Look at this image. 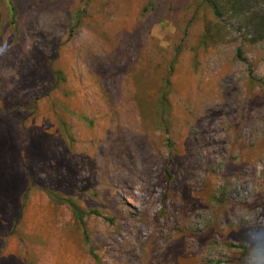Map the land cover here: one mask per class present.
<instances>
[{
  "label": "rangeland",
  "instance_id": "1",
  "mask_svg": "<svg viewBox=\"0 0 264 264\" xmlns=\"http://www.w3.org/2000/svg\"><path fill=\"white\" fill-rule=\"evenodd\" d=\"M12 1L15 27L0 0V264L264 256V0L219 23L192 0Z\"/></svg>",
  "mask_w": 264,
  "mask_h": 264
},
{
  "label": "trees",
  "instance_id": "2",
  "mask_svg": "<svg viewBox=\"0 0 264 264\" xmlns=\"http://www.w3.org/2000/svg\"><path fill=\"white\" fill-rule=\"evenodd\" d=\"M4 1L6 2V6L8 8V12L10 14L9 24L15 27L17 11L15 9L14 3L12 0H4ZM251 2H252V0H192L193 5L205 4L206 6H208L211 9V11H212L213 15L215 16L218 23L223 21L224 15H227V14H229L230 16L241 15L242 13H244L246 10H248L251 7V4H250ZM76 17L78 18V15H76ZM207 33H208V30H206L204 35H203L204 40H206V38H207ZM178 51H179V49L177 47L174 50L173 57L168 64L167 73L165 75H161L162 77L160 78L162 90H161L160 97L158 99L159 103L157 104V108H156V111H157L159 118L160 117L163 118L162 114L164 113V109H166V107L169 104L168 95H170V91H171V88H170V86H171V75L174 71V66L177 63ZM237 57H241L239 51H237ZM248 73H249V76L251 78H254L253 70L249 69ZM50 75H51V79H52L54 89L59 90L60 93L62 94V96L68 97L66 90L63 88L65 86V83H66V77H65V74L63 73V71L55 70V69L51 68ZM146 78H147V76L143 73L140 77L138 76L137 78H135V84L138 85V84L142 83ZM139 93L140 92L138 90H136L133 93V97L135 100L139 99ZM137 106L139 109L143 108L142 102L140 99H139V102H137ZM35 109H36V107H35ZM141 111H140L141 117L143 119H145L146 115L148 113L143 114ZM57 117L60 118V115L57 114ZM167 133H168V131H167ZM22 166H23V168L26 169L24 164H22ZM12 172L16 175H18V172L21 174L22 173L21 166H19V165H17L16 167L7 166V168L4 170V173H7L8 175H11ZM163 174H164L165 182L168 184L171 180V173H170L168 167L164 168ZM26 199H27V192L25 191L24 194L22 195L21 200L24 203L26 201ZM70 206H71V210H72L73 214L75 215V218L82 225L83 224V217H84V215H86L88 213H85L84 211H82V209L78 208L76 205L72 204L71 202H70ZM90 213L95 214V215L98 214L95 211L90 212ZM83 234H84L85 240L87 241L88 236H87L86 230H83Z\"/></svg>",
  "mask_w": 264,
  "mask_h": 264
},
{
  "label": "clouds",
  "instance_id": "3",
  "mask_svg": "<svg viewBox=\"0 0 264 264\" xmlns=\"http://www.w3.org/2000/svg\"><path fill=\"white\" fill-rule=\"evenodd\" d=\"M258 253H259V249H256L253 246H249L247 254L245 256L244 264H253V261L252 260H248L247 257L253 256L254 254H255V262H254V264H260V262L262 260H264V256H259Z\"/></svg>",
  "mask_w": 264,
  "mask_h": 264
}]
</instances>
